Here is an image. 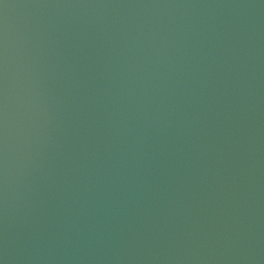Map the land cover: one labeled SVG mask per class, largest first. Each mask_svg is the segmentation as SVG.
<instances>
[{
  "label": "water",
  "instance_id": "obj_1",
  "mask_svg": "<svg viewBox=\"0 0 264 264\" xmlns=\"http://www.w3.org/2000/svg\"><path fill=\"white\" fill-rule=\"evenodd\" d=\"M0 264H264V0H0Z\"/></svg>",
  "mask_w": 264,
  "mask_h": 264
}]
</instances>
